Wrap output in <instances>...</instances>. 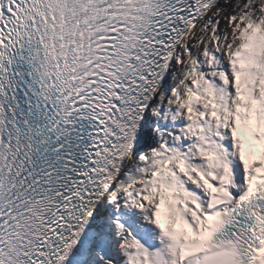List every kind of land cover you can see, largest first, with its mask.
<instances>
[{"label":"snow or ice","instance_id":"obj_1","mask_svg":"<svg viewBox=\"0 0 264 264\" xmlns=\"http://www.w3.org/2000/svg\"><path fill=\"white\" fill-rule=\"evenodd\" d=\"M0 264H264V0H0Z\"/></svg>","mask_w":264,"mask_h":264},{"label":"rangeland","instance_id":"obj_2","mask_svg":"<svg viewBox=\"0 0 264 264\" xmlns=\"http://www.w3.org/2000/svg\"><path fill=\"white\" fill-rule=\"evenodd\" d=\"M225 22L222 21V26H224Z\"/></svg>","mask_w":264,"mask_h":264}]
</instances>
